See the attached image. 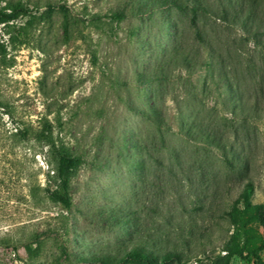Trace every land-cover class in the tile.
Here are the masks:
<instances>
[{
    "label": "rangeland",
    "instance_id": "374dc122",
    "mask_svg": "<svg viewBox=\"0 0 264 264\" xmlns=\"http://www.w3.org/2000/svg\"><path fill=\"white\" fill-rule=\"evenodd\" d=\"M172 1L0 0V13L16 5L27 10L0 25V264H108L137 241L191 225L197 235L187 264L224 263L233 233L224 211L239 174L224 169L215 153L208 170L186 175H198L196 182L212 172L217 197H205L183 171L174 190L164 166L152 162L154 128L141 114L163 101L171 116L187 104L215 109L221 123L232 119L216 89L205 86V68L178 56L179 45L193 54L198 44L188 7ZM206 1L215 11L249 8L257 18L253 35L222 20L201 24L216 25L222 40L235 41L246 55L241 71L262 110L239 141L253 157L254 201L264 203V0ZM118 12L124 18L112 19ZM159 88L163 100L155 95ZM171 127L166 144L202 158L201 146ZM42 134L52 143L42 142ZM52 145L81 160L69 211L45 191L58 185ZM255 229L264 237L263 226ZM230 264L252 263L234 257Z\"/></svg>",
    "mask_w": 264,
    "mask_h": 264
},
{
    "label": "trees",
    "instance_id": "16d2710c",
    "mask_svg": "<svg viewBox=\"0 0 264 264\" xmlns=\"http://www.w3.org/2000/svg\"><path fill=\"white\" fill-rule=\"evenodd\" d=\"M172 3L179 7H188V22L197 41V48L185 51L179 45L178 56L190 67L194 64L205 68L207 74L206 87H213L222 98V107L232 116L230 121L221 123L216 118L215 109L205 106H189L178 104L174 115H170L168 107L163 101L155 103L143 116L148 115L153 125L152 133L153 152L152 162L156 167L164 166L166 180L171 188L176 190L177 183L181 182L180 173L194 183L205 197H217L220 185L212 172L203 175L199 181L196 175H186L187 169L202 171L208 170L212 164V157L219 154L220 165L230 171L237 172L241 183L237 187V193L229 209L224 211L226 219L233 228L230 241L225 245L226 252L223 264H230L234 257L244 259L252 264H264V237L257 235L255 225L264 227V203L255 202L256 185L251 176L253 157L243 141H239V135L245 129L249 119L258 118L261 107L254 101L248 90V79L241 71L247 58L236 47L235 41L228 42L219 36V29H208L201 24L202 20L217 19L227 24H239L250 35L251 22H257L256 15L251 9L231 10L226 7L215 11L206 0H174ZM27 14V10L21 5L11 8L10 12L0 13V25L16 20L20 15ZM123 13H115L112 19L121 20ZM254 23V24H255ZM206 25V24H205ZM260 26V25H258ZM201 50L203 52H201ZM202 53V54H199ZM161 81V80H160ZM157 99L163 100L164 93L161 88L155 91ZM242 123V124H241ZM171 124H175L177 135L196 146L200 145L204 152L202 158L187 157L178 148L166 144V134L173 133ZM234 132V139L229 132ZM40 140L51 144L52 140L45 134L40 135ZM57 158V166L54 175L57 180L55 189H46L47 196L53 202L59 204L65 211L71 209L72 201L69 193L72 177L81 164L79 158H73L63 147H54ZM199 146V147H200ZM167 150L168 156L164 158L162 152ZM208 167V168H207ZM183 177V178H184ZM213 181V182H212ZM209 182L215 185V192L209 193ZM207 191V192H206ZM185 232V233H184ZM197 228L191 225L185 229L179 228L171 233L159 232L153 238L141 242H135L131 248H127L116 257H110L108 264H187L191 260L189 251L196 243ZM188 250V251H187Z\"/></svg>",
    "mask_w": 264,
    "mask_h": 264
}]
</instances>
